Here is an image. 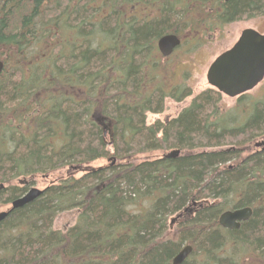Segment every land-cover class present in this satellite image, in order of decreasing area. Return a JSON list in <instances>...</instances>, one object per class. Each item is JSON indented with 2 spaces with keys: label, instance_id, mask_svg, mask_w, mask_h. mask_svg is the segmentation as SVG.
<instances>
[{
  "label": "trees",
  "instance_id": "16d2710c",
  "mask_svg": "<svg viewBox=\"0 0 264 264\" xmlns=\"http://www.w3.org/2000/svg\"><path fill=\"white\" fill-rule=\"evenodd\" d=\"M263 14L264 0H0V204L26 192L18 177L62 174L0 222V264H171L185 245L181 264H264V145L252 148L264 97L224 108L188 74L167 82L156 48L166 33L182 40L172 55L185 40L197 48ZM153 150L178 154L139 158ZM245 206L238 229L218 224ZM72 209L76 222L53 229Z\"/></svg>",
  "mask_w": 264,
  "mask_h": 264
},
{
  "label": "rangeland",
  "instance_id": "374dc122",
  "mask_svg": "<svg viewBox=\"0 0 264 264\" xmlns=\"http://www.w3.org/2000/svg\"><path fill=\"white\" fill-rule=\"evenodd\" d=\"M246 27H251L258 30L259 32L264 33V14L254 17H244L235 22L225 24L221 29H214L211 31L205 32L202 36L203 41L201 45L195 48L192 43L188 41H183L182 45L176 53H174L171 58L164 59L163 62L166 63V67L163 71L164 76L167 82H174L182 80L183 74H188L186 78V83L192 87L193 93L200 92L206 88L211 87L206 80V71L209 64L212 60L220 54L225 49L229 48L239 37L242 29ZM183 39V38H182ZM215 89V88H214ZM249 96L252 97H264V79L253 89L246 92ZM222 105L224 108H232L236 106L238 100L237 97H228L221 93ZM191 96L183 99L182 101H175L170 98L165 100L164 109L160 113H147L146 114V123H152L156 120H167L171 117L176 116L182 108L187 106L190 103ZM105 138L108 139L110 132L105 128L104 130ZM255 142L264 141L263 138L258 137L254 140ZM256 146H252L255 148ZM260 147V146H259ZM171 150H153L139 154L140 159H154L161 157L165 153L170 152ZM109 161L107 159H99L93 163L94 166H104L107 165ZM80 173H76V176H79ZM62 176L61 172L56 175H49L44 177L42 175H36L35 177H18L12 181V184L18 185L20 180H29L30 184L27 183L26 191L30 187H37L39 189H44L51 180L59 178ZM28 181V182H29ZM10 207V204H0V211L7 210ZM77 212L72 209L70 211L59 212L53 220L52 227L56 230H64L65 228L73 225L76 222ZM168 219V224L170 219ZM233 249L229 250V252ZM237 258H240L243 252L235 249ZM246 257V256H245ZM243 258V257H241ZM244 262V261H242Z\"/></svg>",
  "mask_w": 264,
  "mask_h": 264
},
{
  "label": "water",
  "instance_id": "95a60500",
  "mask_svg": "<svg viewBox=\"0 0 264 264\" xmlns=\"http://www.w3.org/2000/svg\"><path fill=\"white\" fill-rule=\"evenodd\" d=\"M226 1V0H225ZM181 44V38L174 33H166L156 41L159 54L166 58ZM4 62L0 60V74ZM264 79V33L253 28L241 31L236 42L227 50L218 54L209 64L206 71L208 84L228 97L244 94ZM264 141L255 142L254 146H263ZM264 148V146H263ZM177 150L167 155H177ZM23 183L26 181L23 180ZM2 185L0 184V187ZM43 192V189L30 187L23 195L14 199L7 210L0 211V222L11 210L31 202ZM252 215L249 206L227 209L218 216V224L225 229H238ZM192 247L185 245L171 260V264H181L190 254Z\"/></svg>",
  "mask_w": 264,
  "mask_h": 264
},
{
  "label": "flooded vegetation",
  "instance_id": "af4514ba",
  "mask_svg": "<svg viewBox=\"0 0 264 264\" xmlns=\"http://www.w3.org/2000/svg\"><path fill=\"white\" fill-rule=\"evenodd\" d=\"M224 1H225V0H224ZM232 22H235V21H232ZM232 22H230V23H232ZM246 28H251V27H246ZM244 29H245V28H244ZM242 30H243V29H242ZM257 31H258V30H257ZM240 33H241V32H240ZM237 39H238V38H237ZM181 41H182V40H181ZM235 42H236V41H235ZM235 42H234V43H235ZM234 43H233V44H234ZM233 44H232V45H233ZM232 45H231V46H232ZM231 46H230V47H231ZM230 47H229V48H230ZM227 49H228V48H227ZM227 49H225V50H227ZM225 50H224V51H225ZM222 52H223V51H222Z\"/></svg>",
  "mask_w": 264,
  "mask_h": 264
}]
</instances>
